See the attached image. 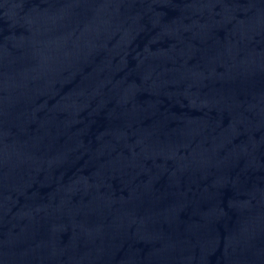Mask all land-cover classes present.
<instances>
[{"label":"water","instance_id":"obj_1","mask_svg":"<svg viewBox=\"0 0 264 264\" xmlns=\"http://www.w3.org/2000/svg\"><path fill=\"white\" fill-rule=\"evenodd\" d=\"M0 264H264V0H0Z\"/></svg>","mask_w":264,"mask_h":264}]
</instances>
